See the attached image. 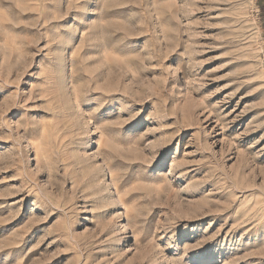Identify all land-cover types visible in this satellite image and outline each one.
<instances>
[{
    "label": "rangeland",
    "instance_id": "rangeland-1",
    "mask_svg": "<svg viewBox=\"0 0 264 264\" xmlns=\"http://www.w3.org/2000/svg\"><path fill=\"white\" fill-rule=\"evenodd\" d=\"M257 0H0V264H264Z\"/></svg>",
    "mask_w": 264,
    "mask_h": 264
},
{
    "label": "crops",
    "instance_id": "crops-1",
    "mask_svg": "<svg viewBox=\"0 0 264 264\" xmlns=\"http://www.w3.org/2000/svg\"><path fill=\"white\" fill-rule=\"evenodd\" d=\"M257 1L259 2L258 11L261 18L262 30L264 32V0H257Z\"/></svg>",
    "mask_w": 264,
    "mask_h": 264
}]
</instances>
